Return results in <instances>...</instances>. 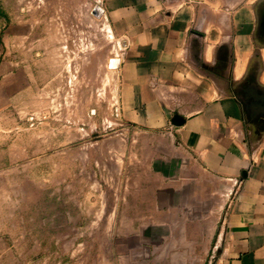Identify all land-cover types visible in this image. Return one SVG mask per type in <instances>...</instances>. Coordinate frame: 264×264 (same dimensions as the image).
<instances>
[{
  "label": "crops",
  "instance_id": "1",
  "mask_svg": "<svg viewBox=\"0 0 264 264\" xmlns=\"http://www.w3.org/2000/svg\"><path fill=\"white\" fill-rule=\"evenodd\" d=\"M101 8L123 44L118 112L135 130L122 137L142 140L135 170H124L133 205L120 217L136 255L120 264H264V106L240 99L255 76L241 80L226 67L254 28L251 1L101 0Z\"/></svg>",
  "mask_w": 264,
  "mask_h": 264
},
{
  "label": "rangeland",
  "instance_id": "2",
  "mask_svg": "<svg viewBox=\"0 0 264 264\" xmlns=\"http://www.w3.org/2000/svg\"><path fill=\"white\" fill-rule=\"evenodd\" d=\"M249 1L254 28L244 32L240 61L226 65L241 80L251 47L264 51L254 44L262 0ZM122 48L101 0H0V264L135 258V236L121 233L120 217L133 205L123 197L124 170H135L142 140L122 137L135 130L118 112ZM241 92V102H264L256 86Z\"/></svg>",
  "mask_w": 264,
  "mask_h": 264
},
{
  "label": "flooded vegetation",
  "instance_id": "3",
  "mask_svg": "<svg viewBox=\"0 0 264 264\" xmlns=\"http://www.w3.org/2000/svg\"><path fill=\"white\" fill-rule=\"evenodd\" d=\"M262 1L260 2V4L257 5L256 11H255L256 17H257V23L255 25L254 43L258 44V46H260V47H264V0H262ZM254 52H252L253 54L250 58V61L254 57H259L261 60V65H259L258 63H254V62L252 64H250V61H249V67H248L247 73H248V78H251V79H253L254 76H258L262 72H264V64L262 63V59H261L262 54L260 55L259 52L258 53L257 52L254 53ZM254 84L257 88L264 90V83H262V82L259 83L257 80H255ZM244 90H248L249 93L251 92V89H248V87H246ZM250 95H251V93L249 94V96ZM240 96H242L241 89H240ZM250 100H251V97H249L247 102H249ZM261 103L264 106V102H261ZM244 108H246V111H247L246 104H245ZM261 111H262V115H261L262 118L260 120L263 121V123H264V108Z\"/></svg>",
  "mask_w": 264,
  "mask_h": 264
},
{
  "label": "water",
  "instance_id": "4",
  "mask_svg": "<svg viewBox=\"0 0 264 264\" xmlns=\"http://www.w3.org/2000/svg\"><path fill=\"white\" fill-rule=\"evenodd\" d=\"M173 122L175 124H181L182 123V119L179 117V116H175L174 119H173Z\"/></svg>",
  "mask_w": 264,
  "mask_h": 264
}]
</instances>
